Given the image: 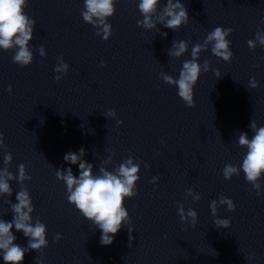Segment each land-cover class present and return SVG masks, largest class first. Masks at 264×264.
I'll return each instance as SVG.
<instances>
[{
	"label": "clouds",
	"instance_id": "9594fccd",
	"mask_svg": "<svg viewBox=\"0 0 264 264\" xmlns=\"http://www.w3.org/2000/svg\"><path fill=\"white\" fill-rule=\"evenodd\" d=\"M117 2L118 0H84V6L81 9L83 20L92 25L96 29V35L101 36L105 41L112 36V26L108 20L114 15ZM160 5L161 0H138V10L143 19L137 20V26L145 30H156L166 37L167 33H161L157 25H163L165 28L176 31L189 22L190 17L187 8L181 0H175V2L174 0H166L162 9ZM27 6L28 0H0V49L14 51L12 60L21 68L31 65L34 60L29 42L33 39L36 21L26 14ZM260 23L264 24V19ZM232 32V28L218 26L206 35L202 43H196L191 48V59L183 61L178 78L164 72L160 73L165 84L177 88L178 96L187 107H195L194 87L201 74L210 70L208 60H204L203 64L199 63L201 52L208 50L211 46V53L215 57L230 63L233 52L228 37ZM247 43L251 50H255L257 45L264 46V30L258 27L255 39H250ZM38 50L40 56L47 55L43 45H40ZM188 50L189 43L187 41L173 40L172 46L168 50V56L179 59ZM103 65L104 62L101 61V66ZM68 71L69 65L64 61L63 56L57 57V64L54 68L57 75L54 79L60 81ZM213 71L217 78L221 77L219 70ZM249 86L252 89L259 87V82L255 77L250 78ZM7 91L11 94V85ZM105 116L116 119L117 127L123 123L117 118L114 109H109ZM249 127L254 133L251 139L246 132H240L238 137V145L247 150L242 158V163L239 165L226 164L222 174L225 180H231L233 176L240 175L242 171L245 180L252 185L259 196L261 195L260 181L264 177V126L258 127L255 120H252ZM0 149L6 153L4 167L0 169V196L10 197L13 193L10 181L16 180L23 185L32 177L27 173L24 164L18 166L16 175L9 171L13 157L11 153L7 152V145L4 143L2 132H0ZM85 155V149L81 147L78 153L68 152L64 156L65 162L79 165L78 177L73 174L71 167L67 169L57 168L56 177L66 185L68 202L101 231L100 243L108 246L113 243L114 237L122 226H126L130 222L125 200L138 194L137 183L140 180V164L143 162H134V157H128L110 171L106 166L113 163L112 157L115 153L112 152L102 162L99 172L94 174V166L84 160ZM145 167L148 165L145 164ZM157 181L158 177L153 176L150 182L156 184ZM188 196H191L193 201L201 199V196L191 189L186 191L185 198ZM16 200L17 203L7 201L13 213L12 221L0 219V255H2L5 264H22L25 254L29 251L36 250L43 255V250L48 247L47 227L38 219L33 223L34 206L26 187H21L16 194ZM221 205H226L228 211L234 212L236 210V205L230 198L221 196L218 202L213 200L210 204L213 217H217V210ZM177 209L181 222L190 223L191 227L194 228L198 220L197 212L191 208L185 211L183 204H178ZM214 224L217 228L227 229L230 227V220L216 218ZM13 227L28 238L26 247L14 243L16 236L12 231ZM128 231L131 232V229L128 228ZM55 239L57 241L62 239L61 234L57 233ZM129 239L133 238L130 236ZM38 264H43V261H39Z\"/></svg>",
	"mask_w": 264,
	"mask_h": 264
}]
</instances>
